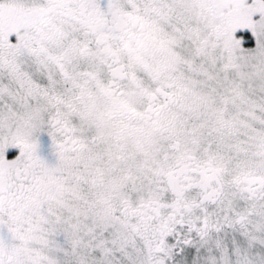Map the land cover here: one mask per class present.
<instances>
[{"label":"snow or ice","instance_id":"snow-or-ice-1","mask_svg":"<svg viewBox=\"0 0 264 264\" xmlns=\"http://www.w3.org/2000/svg\"><path fill=\"white\" fill-rule=\"evenodd\" d=\"M0 264H264V0H0Z\"/></svg>","mask_w":264,"mask_h":264},{"label":"rangeland","instance_id":"rangeland-1","mask_svg":"<svg viewBox=\"0 0 264 264\" xmlns=\"http://www.w3.org/2000/svg\"><path fill=\"white\" fill-rule=\"evenodd\" d=\"M50 140L46 135H41L40 137V143L42 145V156L44 158H46L47 160H49V162L53 161V157L51 155V150H50V144H49ZM14 153H10V155H12Z\"/></svg>","mask_w":264,"mask_h":264},{"label":"flooded vegetation","instance_id":"flooded-vegetation-1","mask_svg":"<svg viewBox=\"0 0 264 264\" xmlns=\"http://www.w3.org/2000/svg\"><path fill=\"white\" fill-rule=\"evenodd\" d=\"M49 144H50V142H49Z\"/></svg>","mask_w":264,"mask_h":264}]
</instances>
